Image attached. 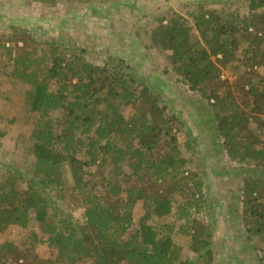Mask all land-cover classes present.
Masks as SVG:
<instances>
[{
  "label": "trees",
  "instance_id": "obj_1",
  "mask_svg": "<svg viewBox=\"0 0 264 264\" xmlns=\"http://www.w3.org/2000/svg\"><path fill=\"white\" fill-rule=\"evenodd\" d=\"M138 1L116 5L135 9ZM259 3L252 0L247 16L227 20L214 11H194L188 15L192 25L181 15H166L156 19L147 39L167 62L163 74L171 72L209 108L211 128L204 130L238 166L245 237L264 243V0ZM22 53L12 71L31 87L26 99L38 117L30 135L33 162L29 175L10 172L0 185V233L9 227L36 232L30 231L23 251L11 243L0 246V264H211L212 228L196 218L208 197L199 170L188 169L170 136L165 80L123 67L125 59L108 58L98 66L56 47L45 69L36 70L31 53ZM223 69L232 70L235 81L222 80ZM126 112L133 113L130 119ZM63 168L83 196L79 220L52 209L45 193L51 186L69 209L72 200L61 194ZM92 169L98 185L89 183ZM137 203L143 215L135 221ZM172 213L173 223L155 222ZM176 232L188 239L194 259L180 260ZM42 244L56 252L53 259L33 254Z\"/></svg>",
  "mask_w": 264,
  "mask_h": 264
},
{
  "label": "rangeland",
  "instance_id": "obj_2",
  "mask_svg": "<svg viewBox=\"0 0 264 264\" xmlns=\"http://www.w3.org/2000/svg\"><path fill=\"white\" fill-rule=\"evenodd\" d=\"M251 1L139 0L135 9H127L117 6V0H0V185L6 183L5 178L10 172L29 175L28 167L33 162L29 156L30 135L38 120L26 99L31 87L13 77L14 57L22 52L23 55L31 53L29 57L35 60L31 69L36 70L48 65L52 47L59 53H81L90 64L98 66L106 64L108 58L125 59L123 67L131 66L139 74L165 80L166 86L161 84L162 105L173 128L170 136L176 138L182 157L189 161L188 169L199 170L197 173L206 189L207 209L196 218L212 228L211 264H231L236 260L241 264H264V243L258 238L247 239L240 220L241 205L237 197L242 183L238 166L229 162L223 152H218L221 141L210 138L209 135L214 134L204 130L211 128L209 108H205L199 94L182 85L171 72L163 74L168 69L167 62L149 47L147 39L156 26V19L166 15H181L191 25L188 15L194 11H214L224 20L241 18L249 14ZM255 3L260 4L259 0ZM261 8L256 13L262 12ZM231 71L223 69L221 79L235 81ZM261 73L264 75V69ZM132 114L124 113L127 119ZM89 172L93 176L90 185H98L100 180L96 170ZM63 173L66 185L61 188V194L72 200L69 209L61 203L54 188L50 186L45 193L52 199V209L64 214L70 212L72 218L79 220L83 213V196L73 190L74 183L66 168ZM95 190L102 194L100 186ZM133 212V219L137 221L143 215L142 204L137 203ZM174 213L155 222L173 223L177 217ZM135 226L131 233L136 230ZM33 230L36 232L35 228L9 227L0 233V246L11 243L23 251ZM172 239L181 249V261L195 258L189 251L186 237L176 232ZM32 252L41 260L53 259L56 255L46 244L35 245Z\"/></svg>",
  "mask_w": 264,
  "mask_h": 264
}]
</instances>
